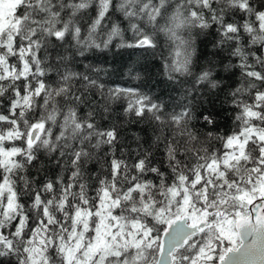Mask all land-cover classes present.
I'll use <instances>...</instances> for the list:
<instances>
[{
	"label": "snow or ice",
	"instance_id": "6c2138e0",
	"mask_svg": "<svg viewBox=\"0 0 264 264\" xmlns=\"http://www.w3.org/2000/svg\"><path fill=\"white\" fill-rule=\"evenodd\" d=\"M0 264H264V0H0Z\"/></svg>",
	"mask_w": 264,
	"mask_h": 264
},
{
	"label": "trees",
	"instance_id": "16d2710c",
	"mask_svg": "<svg viewBox=\"0 0 264 264\" xmlns=\"http://www.w3.org/2000/svg\"><path fill=\"white\" fill-rule=\"evenodd\" d=\"M121 57L119 58V63L116 64L118 68L120 63L127 62L130 66L140 69V80L132 79L127 73L124 76L117 77L116 75H112L111 77L105 76L104 79L109 80L110 84L112 81H115L116 84L120 86L132 87L139 84H143L144 90L149 91L151 90L154 95H161L164 100H169V96L178 97L180 95L179 92H172L169 87H167L162 82V77L158 75L159 73V56L158 54L154 55L151 52H144L142 50H134V49H127V50H120ZM91 55V54H90ZM81 64H88V63H95V60L90 59L88 61L80 60ZM113 65V57L112 53H108V64L107 65H100L102 68H106L108 71L112 70ZM53 79H55V73L50 74ZM226 75V74H225ZM96 99V97H93ZM224 97H221L223 100ZM220 101H217V108H220ZM223 111L218 114V118L221 121V132H227V130L231 127V119L229 117V113L232 109L228 106L227 103L223 105ZM112 119L113 121L121 119V106L118 103L112 106ZM106 123V122H105ZM141 127L144 125H133L128 124L126 125V129L130 131H139ZM126 140H131L130 135L125 133ZM136 144L134 141L131 142V147H135ZM147 146V145H145ZM217 147H219V143L217 142ZM117 154H119V149L117 150ZM95 166L90 165V168L94 169Z\"/></svg>",
	"mask_w": 264,
	"mask_h": 264
}]
</instances>
